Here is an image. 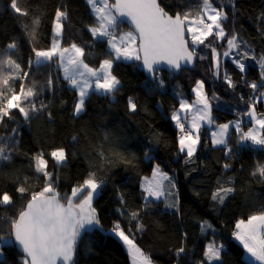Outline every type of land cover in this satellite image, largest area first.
I'll use <instances>...</instances> for the list:
<instances>
[{
  "label": "trees",
  "instance_id": "obj_1",
  "mask_svg": "<svg viewBox=\"0 0 264 264\" xmlns=\"http://www.w3.org/2000/svg\"><path fill=\"white\" fill-rule=\"evenodd\" d=\"M158 2L175 15L194 7L196 0ZM213 2L217 7L221 2L225 4L229 16L226 31L231 34L235 30L248 45L245 51L256 57L243 61L247 65L245 73H241L231 59L222 56L227 50L226 40L220 42L223 47L216 45L222 61L218 77L213 75L216 68L211 60V49L203 46L199 51L207 59L197 58L192 69H183L178 74L167 70L158 73L164 81L163 88L150 82L139 61L117 62L114 75L121 81V86L115 99L93 94L86 99L85 110L75 115L77 93L63 81L57 60L31 69L27 79L29 85L32 81L46 85L49 75L59 77L60 82L53 91L45 88L38 98L37 105L43 100L48 106L46 110L33 114L26 122L14 110L15 121L5 120V124L0 125V135L10 132L14 126H19L20 130L19 143L11 153V159L0 162V192L8 191L13 198L12 204L0 207V218L17 217L31 193L44 187L45 179L35 172L32 159L43 152L48 160V170L54 173L62 203L66 204V196L71 194L72 187L82 183L90 172L95 173L97 180L104 181L93 205L104 231L97 229L83 235L75 253V264H132L119 238L108 234L117 220L153 264H200L204 260L205 246L213 241L225 246L222 264H244L247 259L243 246L232 239V234L238 220L264 211V178L252 174L258 166L264 165V150L237 147L238 136L232 129L229 138L232 155L226 157L223 146H212L209 133L218 124L241 118L239 113L247 110L249 97L255 99L252 89L241 77L249 83L260 79L257 61L264 54V22L258 17L264 14V0H234L235 7L231 6L232 0ZM18 3L27 16L14 13L8 7L10 0H0V50L7 43L16 41L18 48L13 58L21 63L23 70H29L28 61L29 57L34 58V47L38 50L50 48L57 8L67 12V18L62 20L61 46L76 43L85 48L86 53L94 52L95 56H86V62L92 67H99L100 61L107 58L103 54L105 43H91L88 26L95 21L87 0H18ZM37 17L39 25L35 32H26L25 25L31 26ZM121 29L130 28L122 23L118 31ZM225 73L231 77L235 88L228 87ZM198 79L205 82V93L216 125L202 128L197 152L185 163V156L178 155L179 130L170 115L179 105L176 94L193 97L191 89ZM16 90H19V82ZM129 97L137 104L135 112L128 110ZM263 107V101H257V112H263ZM243 119L245 131L251 122ZM73 137H76L75 141ZM61 147L66 150L68 160L64 166L57 167L48 154ZM146 150L153 157L152 161L145 159ZM155 163L175 176L179 212L176 208H167L166 201L161 198L141 211L139 219L144 230L138 232L135 222L129 223L127 213L143 209L141 180L152 173ZM226 163L230 165L227 170L224 168ZM221 184L234 188L223 204L212 200L213 192ZM20 185L27 190L23 196L16 192ZM121 197L126 202L123 205ZM120 208L125 211L124 216L117 211ZM4 219H0V235L8 236L10 227ZM204 222L212 228L202 233ZM182 245L185 252L178 258L176 250ZM20 257L21 253L14 247L3 250V264H20Z\"/></svg>",
  "mask_w": 264,
  "mask_h": 264
},
{
  "label": "snow or ice",
  "instance_id": "obj_2",
  "mask_svg": "<svg viewBox=\"0 0 264 264\" xmlns=\"http://www.w3.org/2000/svg\"><path fill=\"white\" fill-rule=\"evenodd\" d=\"M87 4L91 7L95 21L88 26L92 37L91 43L93 45L105 43L103 54L107 58L100 61L99 67H92L86 62V56H95L94 52L86 53L85 48L76 43L62 47L60 40L55 37H60L62 34V20L67 18V12L57 8L52 47L47 50H38L34 47L32 49L34 58L29 57L28 71L23 70L21 63L13 58L18 48L16 41L7 43L6 47L0 50V125H4L5 120L15 121L14 110L26 122L33 114L47 109L48 106L43 100L39 101V106L37 100L45 88L48 91L55 89L56 84L60 82L59 77L54 78L49 75L46 85H38L36 81H32L29 85L27 79L33 67L38 69L54 60H58L57 69L62 70L63 81L78 95L74 114L79 115L85 110L86 99L93 94L115 99L121 86V81L114 75V64L117 62H142V68L149 75L150 82L157 88H163L164 81L158 73L164 69L160 66L166 65L170 73L178 72L183 70L185 65H192L194 58L207 59L200 53V46L211 49V60L216 68L213 75L217 77L222 61L216 45L223 47V44H220L222 41L226 40L227 45V50L223 51L222 56L231 59L241 73L246 72L247 65L243 62L245 59H256L250 51H245L248 45L239 38L235 30L231 34L226 31L225 25L229 16L223 2L217 7L213 0H196L194 7L182 12L178 11L175 15L170 14L158 0H114V2L87 0ZM231 6L235 7L234 0ZM8 7L20 16L28 15L21 9L18 0H10ZM122 18L130 22L133 30L125 33L118 31L120 25L125 22ZM258 20L264 22V14H261ZM38 25L37 17L31 26L25 25V31L34 33ZM186 35L190 37V43ZM257 62L260 66L259 82L249 83L245 77H241L245 85L252 89L255 99L249 97L247 110L239 113L241 118L218 124L214 130L210 129L212 146H223L226 157L232 155V149L229 147L232 129L238 136L237 147L247 146L264 150V134H261V130H264V113H258L256 108L257 101L264 100V54ZM225 81L229 88H235L227 73H225ZM17 82H19L18 91ZM191 91L195 94L192 102L184 98L181 93L176 94L179 98V107L174 108L171 113V120L179 130L178 155L185 156V163L189 162L197 152V147L201 143L202 128L205 125L216 124L209 98L205 93V82L196 80ZM127 107L130 112H135L137 109V104L131 97L128 99ZM243 117H247L252 125L247 131H243L242 126L245 123ZM19 135V126H14L10 132L0 135V162L11 159V153L18 146ZM73 140L75 141L76 137H73ZM48 155L57 167L67 163L68 156L62 147L52 150ZM144 156L146 160H153L148 150L145 151ZM32 159L35 162V172L42 174L45 185L40 191L31 193V198L17 217L10 220L0 218L10 227L8 236L0 235V264H3V250L13 247L21 253L20 264H75L74 256L83 235L97 229L104 231L97 210L93 206L104 181L97 180L95 173L90 172L82 183L72 187L71 194L66 196V204L61 203L60 194L54 183L55 176L48 170L45 154L37 153ZM229 167L227 163L224 165L226 170ZM252 174L254 176L259 174L264 178V165L258 166ZM166 182L171 189L177 187L168 173L155 163L151 179L145 177L141 184L143 209L127 213L129 223L135 222L136 231L144 230V225L139 219L141 211L152 203L160 201L161 198L172 197V202L166 203V206L176 208L179 212V196L172 191L165 192ZM26 191L22 185L16 187V192L21 196ZM233 191V187L221 184L213 192L212 200L223 204ZM12 203L13 198L8 191L0 192V207ZM125 203L121 197V204ZM117 211L121 216L126 214L123 208ZM211 228L212 225L208 222L201 224L202 233ZM235 229L233 236L243 246L244 253L248 257L244 264H264V211L250 215L247 220H238ZM128 231L130 232L131 228ZM108 234L118 237L123 242L132 264H153L150 257L143 253L126 234L119 220L114 221ZM224 247L223 243L217 245L215 241L207 244L203 252L204 260L200 264H222ZM184 252L185 248L182 245L176 250V256L179 258Z\"/></svg>",
  "mask_w": 264,
  "mask_h": 264
},
{
  "label": "rangeland",
  "instance_id": "obj_3",
  "mask_svg": "<svg viewBox=\"0 0 264 264\" xmlns=\"http://www.w3.org/2000/svg\"><path fill=\"white\" fill-rule=\"evenodd\" d=\"M214 3V2H213ZM215 5V4H214ZM216 6V5H215ZM131 29H127V30H125V29H121V30H119V32L120 33H124V32H128V31H130ZM189 41H190V37H189ZM233 56H234V54H233ZM69 87V86H68ZM194 94V93H193ZM183 95V94H182ZM183 97L184 98H186L189 102H192L194 99H195V94H194V96L193 97H191V98H187L186 96H184L183 95ZM77 99H78V95H77V97H76V100H75V103H76V101H77ZM179 99V98H178ZM75 103H74V105H75ZM178 107H179V105H178ZM177 107V108H178ZM264 108V107H263ZM73 112H74V108H73ZM258 113H264V110H263V112H258ZM170 118H171V115H170ZM214 125H216V124H214ZM206 127H207V125H205ZM179 133V132H178ZM209 135H211V132L209 133ZM171 178H172V180L175 182V176H174V174H168ZM145 177H147V178H149V179H151V177H152V173L150 174V175H148V176H144V177H142V180H141V184H142V182H144V178ZM168 191H172L173 193H176V188L175 189H171L170 188V186L169 185H167V182H166V186H165V192H168ZM177 194V193H176ZM163 200H165L166 201V203H171L172 202V197H166V198H162ZM168 208V207H167ZM169 209H171V208H169ZM232 239H235L234 238V236L232 235ZM236 240V239H235ZM245 258L246 259H248V257L245 255Z\"/></svg>",
  "mask_w": 264,
  "mask_h": 264
},
{
  "label": "water",
  "instance_id": "obj_4",
  "mask_svg": "<svg viewBox=\"0 0 264 264\" xmlns=\"http://www.w3.org/2000/svg\"><path fill=\"white\" fill-rule=\"evenodd\" d=\"M112 2H114V0H112ZM122 19H125V24L131 29V30H133V28H132V26H131V24H130V22H128L127 20H126V18H122ZM186 39L187 40H189L188 39V36L186 35ZM196 60H197V58H194V63L192 64V65H185L184 67H183V69H192L193 67H194V65H195V62H196ZM139 65H140V67H141V69L143 70V68H142V62H140L139 61ZM160 67H162L164 70H167V71H169L168 69H167V66L166 65H161ZM143 72L145 73V75L149 78V80H150V77H149V75L143 70ZM180 71H178V72H172V73H174V74H178ZM28 202V201H27ZM61 203H62V201H61ZM27 204V203H26ZM25 204V205H26ZM75 257V256H74Z\"/></svg>",
  "mask_w": 264,
  "mask_h": 264
},
{
  "label": "crops",
  "instance_id": "obj_5",
  "mask_svg": "<svg viewBox=\"0 0 264 264\" xmlns=\"http://www.w3.org/2000/svg\"><path fill=\"white\" fill-rule=\"evenodd\" d=\"M53 26H54V24H53ZM125 33V32H124ZM52 35H53V38H52V41H51V46H50V48L52 47V44H53V40H54V31H53V28H52ZM61 37V36H60ZM60 37H55L56 39H59L60 40ZM61 41V40H60ZM69 47V46H68ZM57 62H58V60H57ZM61 75H62V78H63V73H62V70H61ZM194 95V94H193ZM263 101V105H264V100H262ZM252 125L250 124V125H248V127H251ZM248 127L245 129V131H247V129H248ZM245 220H247V219H245ZM122 242V241H121ZM122 244H123V242H122ZM124 245V244H123ZM124 247H125V249H126V251H127V247L124 245ZM128 252V251H127Z\"/></svg>",
  "mask_w": 264,
  "mask_h": 264
},
{
  "label": "built area",
  "instance_id": "obj_6",
  "mask_svg": "<svg viewBox=\"0 0 264 264\" xmlns=\"http://www.w3.org/2000/svg\"><path fill=\"white\" fill-rule=\"evenodd\" d=\"M246 120H249L247 117H244ZM233 235V234H232Z\"/></svg>",
  "mask_w": 264,
  "mask_h": 264
}]
</instances>
